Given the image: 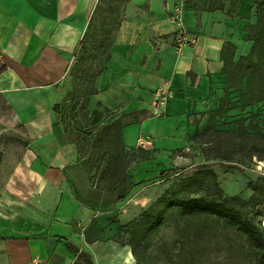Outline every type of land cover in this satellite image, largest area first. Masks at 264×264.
I'll use <instances>...</instances> for the list:
<instances>
[{"label":"crops","instance_id":"1","mask_svg":"<svg viewBox=\"0 0 264 264\" xmlns=\"http://www.w3.org/2000/svg\"><path fill=\"white\" fill-rule=\"evenodd\" d=\"M254 2L183 0L195 42L179 51L178 0H0V108L16 124L13 133L0 132V264H75L78 252L94 264H135L130 247L103 241L98 219L112 210L103 211L109 194L98 189L106 147L83 140L120 124L122 150L133 156L120 186L132 164L143 177L151 175L145 167L155 173L210 163L193 139L219 100L227 95L240 105L239 93L227 92L224 69L226 59L251 51L245 28L257 23ZM86 73L97 76L89 85L96 93L87 115L72 114L74 130L57 111L65 105L60 86L69 76L81 88ZM166 84L174 95L161 106L155 93ZM256 109L227 115L237 121Z\"/></svg>","mask_w":264,"mask_h":264},{"label":"trees","instance_id":"2","mask_svg":"<svg viewBox=\"0 0 264 264\" xmlns=\"http://www.w3.org/2000/svg\"><path fill=\"white\" fill-rule=\"evenodd\" d=\"M254 5L257 23L245 28L248 40L253 42L251 51L237 61L234 55L226 59L224 69L227 92L232 89L239 93L240 105L233 106L235 104L227 95L219 100L218 109L210 112L207 129L197 133L193 139L194 143L202 145V152L210 163L188 170L174 168L163 171L161 175H173L175 178L165 192L143 210L139 219L119 227L115 242L130 247L135 264L150 263L147 250L170 223L177 231L174 248L182 249L185 245L194 244L195 250L203 244L224 241L234 250L236 238L243 242L240 246L237 243L239 248L246 246L248 249L247 256L255 258L256 264H264V175L248 180L246 188L252 192L250 197L231 195L225 193L220 175L214 168L215 164L240 167L244 161L264 163V129L252 118L247 123L248 118L242 115L235 127H221V120L230 111L238 109L244 113L248 108H260L264 103V0H255ZM96 77L89 73L81 76L83 85L76 90L75 99L82 100V103L77 114H88L89 96L96 93V90L89 89V85H93ZM121 133L120 124L116 123L110 127L103 126L94 141L89 138L83 140L85 147L93 143L100 150L106 147V153L101 157L105 159L101 165L104 162L106 165L99 172L98 189L109 194L110 202L103 211L124 202L136 186L130 179L125 184V176L123 186H120L124 167L133 160L132 155L122 150ZM14 141L20 142L18 139ZM253 217H259V222H254ZM191 260L195 262L194 257ZM75 264L94 262L89 254L78 252Z\"/></svg>","mask_w":264,"mask_h":264},{"label":"rangeland","instance_id":"3","mask_svg":"<svg viewBox=\"0 0 264 264\" xmlns=\"http://www.w3.org/2000/svg\"><path fill=\"white\" fill-rule=\"evenodd\" d=\"M101 6L102 8L105 6L103 2ZM99 13L100 10H97V16L100 15ZM101 22L102 19L98 17L96 20V26L100 25ZM79 86L80 82H73L72 78L68 76L66 81L60 86L58 103L60 105L61 102H63L65 105L61 108H57L58 114L62 120L65 123H70V125L67 126H73L74 130L78 129V125L72 123L71 116L78 110L79 103L78 100H75V97L76 90ZM7 111L8 110L5 107L0 108V132L4 131L7 134H11L13 133L16 124H14L11 119V112L9 113ZM249 114H251V116ZM6 115L8 119H5ZM243 115L247 118L251 117L261 126V128L264 129V105L260 108L257 107L256 112H248ZM238 116L239 115L235 113H230L221 120L223 124L221 127L223 129L235 127V118ZM255 164L256 166L246 165V168L213 165L220 175L221 184L225 193L231 195L243 194L245 196L247 193L246 185L248 180L253 176H257V174H259V176L264 174V165L259 163ZM130 167L129 179L131 182H134L136 186L124 202L103 215L101 219H98L101 228L104 229L105 232L103 241L115 242L119 227L127 226L139 219L143 210L157 200L165 192L168 185L175 179L173 175H161L163 170L153 173L148 170L147 167L144 168V172L151 175L140 177L141 170L139 165L136 167L132 164ZM239 175H242L241 180L238 178ZM253 220L258 223L260 219L259 217H253ZM176 239L177 231L175 225L170 223L162 230L161 234L147 250V255L150 258L149 264H256L255 258H250L249 255L247 256L248 249L246 246L239 248L240 243L243 244V242L236 238L235 242H237L239 246L236 243L237 247H235L234 250L224 241L203 244L195 250L193 247L195 246L194 244L185 245L182 249H177L173 246ZM192 257L195 258V262H191Z\"/></svg>","mask_w":264,"mask_h":264},{"label":"built area","instance_id":"4","mask_svg":"<svg viewBox=\"0 0 264 264\" xmlns=\"http://www.w3.org/2000/svg\"><path fill=\"white\" fill-rule=\"evenodd\" d=\"M183 8V0H178V4L176 5L172 13V20L177 26L175 47L179 51L188 48L195 42L194 38L191 36L190 32L187 30L184 24L182 18ZM173 95L174 93L171 86L169 84H166L155 93V100L158 105L163 106L173 97ZM141 144L147 146L149 143L147 141H143Z\"/></svg>","mask_w":264,"mask_h":264}]
</instances>
